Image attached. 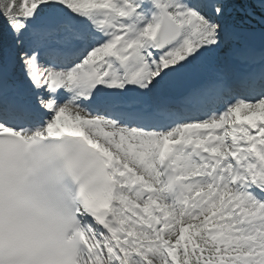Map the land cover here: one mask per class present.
<instances>
[{
	"label": "snow or ice",
	"instance_id": "1",
	"mask_svg": "<svg viewBox=\"0 0 264 264\" xmlns=\"http://www.w3.org/2000/svg\"><path fill=\"white\" fill-rule=\"evenodd\" d=\"M0 264H264V0H0Z\"/></svg>",
	"mask_w": 264,
	"mask_h": 264
},
{
	"label": "rangeland",
	"instance_id": "2",
	"mask_svg": "<svg viewBox=\"0 0 264 264\" xmlns=\"http://www.w3.org/2000/svg\"><path fill=\"white\" fill-rule=\"evenodd\" d=\"M226 49H227V48H226ZM226 49H224V50H226ZM224 50L218 52V53L215 54L213 57H211L209 60H211V61H212L213 63H215V64H219V63H220V60H221V53H222ZM82 114H84V113H82Z\"/></svg>",
	"mask_w": 264,
	"mask_h": 264
},
{
	"label": "trees",
	"instance_id": "3",
	"mask_svg": "<svg viewBox=\"0 0 264 264\" xmlns=\"http://www.w3.org/2000/svg\"><path fill=\"white\" fill-rule=\"evenodd\" d=\"M238 16V14H235V18Z\"/></svg>",
	"mask_w": 264,
	"mask_h": 264
}]
</instances>
